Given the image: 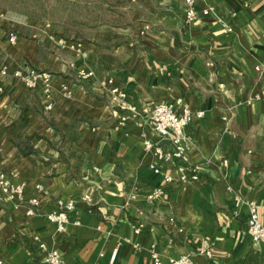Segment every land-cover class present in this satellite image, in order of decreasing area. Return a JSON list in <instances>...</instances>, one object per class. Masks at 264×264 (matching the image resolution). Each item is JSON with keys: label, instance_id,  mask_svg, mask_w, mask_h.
I'll use <instances>...</instances> for the list:
<instances>
[{"label": "crops", "instance_id": "0c3cea01", "mask_svg": "<svg viewBox=\"0 0 264 264\" xmlns=\"http://www.w3.org/2000/svg\"><path fill=\"white\" fill-rule=\"evenodd\" d=\"M128 3L123 24L84 33L32 19L19 25L0 9V65L8 66L0 172L22 184L24 197L15 207L0 191V259L47 264L37 236L67 264H152V250L164 264L184 253L200 264H264V242L247 231L251 206L264 220V0H200L191 20L183 0ZM23 66L52 72L50 110L40 84L12 76ZM106 76L139 107L180 100L179 110L203 111L184 130L197 181L169 182L155 202L143 201L162 184L142 140L150 123L143 114L113 117ZM33 196L39 203L28 215L23 202ZM58 200L75 204L61 232L46 218ZM206 243L210 258L198 253Z\"/></svg>", "mask_w": 264, "mask_h": 264}, {"label": "built area", "instance_id": "2783aa9c", "mask_svg": "<svg viewBox=\"0 0 264 264\" xmlns=\"http://www.w3.org/2000/svg\"><path fill=\"white\" fill-rule=\"evenodd\" d=\"M200 0H183L185 4V17L191 20L195 14L194 4ZM205 1V0H202ZM212 9L211 6H205L202 9L203 13H208ZM226 30H230L229 27ZM17 35L14 31L8 33V40L13 43L16 41ZM64 42V39H58ZM78 45H80L78 43ZM8 73L6 64L0 65V75ZM12 76L18 79L23 85L28 88H33L40 84L43 92V107L45 110L52 108V77L53 74L49 70H38L34 67L23 66L14 68L11 71ZM78 75L82 78H87L92 75L91 70L84 68L78 69ZM101 85L105 88L109 95V102L113 117L120 120L125 119V115L139 116L145 115L150 123L148 131L142 132V140L144 148L151 151L154 160L151 164L153 173L160 176L162 184L152 186L143 196V201L153 203L164 194L165 184L173 181L179 183L187 181H197L200 177L201 168L198 164L192 162L187 154L185 127L194 118L200 117L203 114L202 110L193 111L189 106H181L178 109L180 100L162 101L153 104L149 107H139L137 104L129 100L128 95L114 81L113 76H106ZM59 92L63 96H69L70 90L65 83L60 84ZM126 113V114H125ZM172 170L176 175L172 174ZM38 189H42L38 185ZM0 191L10 200L14 201L15 207L21 204L24 200L22 184H14L11 179L3 172H0ZM25 213L32 215L35 213V206L38 205V199L33 196L26 199L24 202ZM74 202L68 201L63 204L61 200L57 201V206L53 207L46 213V218L55 223L58 231L66 230L69 223L68 212L74 208ZM74 224H79L78 220H73ZM143 227L141 222L134 224V230L139 231ZM247 231L253 240L264 242V220L260 217L255 207H250V212L247 219ZM38 246L43 252V256L47 264H67L62 257L60 251L53 247H47L44 241L37 236ZM198 253L208 258L212 256V248L210 243H206L199 248ZM152 264H164L160 255L155 250L151 253ZM0 264L3 260L0 259ZM166 264H200L189 253L180 254L178 256L169 257Z\"/></svg>", "mask_w": 264, "mask_h": 264}, {"label": "rangeland", "instance_id": "374dc122", "mask_svg": "<svg viewBox=\"0 0 264 264\" xmlns=\"http://www.w3.org/2000/svg\"><path fill=\"white\" fill-rule=\"evenodd\" d=\"M85 0H0V9L13 23L23 24L32 19L49 23L58 32H88V27L77 23L83 14ZM97 5V0L94 1ZM93 2V3H94ZM89 5V3H88ZM60 33V32H59Z\"/></svg>", "mask_w": 264, "mask_h": 264}, {"label": "trees", "instance_id": "16d2710c", "mask_svg": "<svg viewBox=\"0 0 264 264\" xmlns=\"http://www.w3.org/2000/svg\"><path fill=\"white\" fill-rule=\"evenodd\" d=\"M85 0L82 8L83 14L76 20L77 23L89 28H95L101 24L120 25L128 17V0ZM94 2V3H93ZM89 3V5H88ZM16 33V32H15ZM78 33H81L78 31Z\"/></svg>", "mask_w": 264, "mask_h": 264}]
</instances>
